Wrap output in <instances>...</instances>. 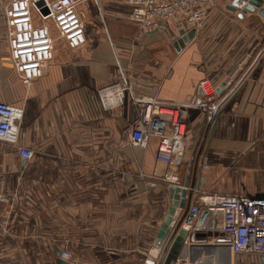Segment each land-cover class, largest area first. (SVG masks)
<instances>
[{
    "label": "crops",
    "instance_id": "crops-1",
    "mask_svg": "<svg viewBox=\"0 0 264 264\" xmlns=\"http://www.w3.org/2000/svg\"><path fill=\"white\" fill-rule=\"evenodd\" d=\"M97 1H113V11L125 13L121 0ZM231 1L217 0L180 51L164 32L138 35L130 22L97 17L89 2L86 43L74 50L59 43L36 82L0 93L23 105L17 143L33 150L25 160L0 142V193L11 199L9 223L0 224V264H62L61 248L71 251L70 264H143L141 250L152 246L170 198L167 187L147 188L138 177L162 167L156 139L145 148L130 145L139 102L128 94L119 107L100 100L99 90L117 81L138 98L187 104L197 101L201 80L216 88L254 49L232 85L209 97L207 111L187 108L182 172L184 178L194 152V187L264 196V18L239 15L227 8ZM2 8L0 0V66L8 60ZM5 208L0 202V219ZM230 255L231 264L239 257L261 264L256 255ZM190 256L194 264H215L226 251Z\"/></svg>",
    "mask_w": 264,
    "mask_h": 264
},
{
    "label": "built area",
    "instance_id": "built-area-1",
    "mask_svg": "<svg viewBox=\"0 0 264 264\" xmlns=\"http://www.w3.org/2000/svg\"><path fill=\"white\" fill-rule=\"evenodd\" d=\"M86 2L98 7L97 0H7L3 5L8 62L24 87L43 75L59 43L69 50L86 43L85 12L81 8ZM216 3L217 0H121L125 18L137 26L138 35L161 31L172 40L180 36V30L185 33L195 29L197 32ZM170 26L176 33L173 36L168 31ZM199 86L203 94L199 102L187 104L165 103L155 97H135L132 86L124 81L99 90L104 106L119 107L125 94L139 102L129 133L130 145L145 148L150 139H156L155 160L162 165L161 169L154 168L150 173H138L145 187L183 186L187 108L197 106L207 111L209 97L215 93V87L208 79L201 80ZM23 114L22 104L0 99V142L11 146L19 157L30 160L33 150L17 143ZM206 167L207 164L201 161V168ZM188 190L192 194L181 224L185 229L222 233L224 241L220 243L229 245L232 255L264 257V196L208 192L194 186ZM0 202L7 205L0 219V224L6 228L11 215V199L0 193ZM151 247L142 248L141 260L147 258ZM59 257L67 262L74 260L67 248L59 250ZM175 264L192 262L186 256L177 258Z\"/></svg>",
    "mask_w": 264,
    "mask_h": 264
},
{
    "label": "water",
    "instance_id": "water-1",
    "mask_svg": "<svg viewBox=\"0 0 264 264\" xmlns=\"http://www.w3.org/2000/svg\"><path fill=\"white\" fill-rule=\"evenodd\" d=\"M38 4H40V2ZM227 8L232 11H235L237 8H239V15H242L246 12H256L264 18V0H232ZM178 33L180 36L173 40V45L178 51H180L185 46V44L194 37L195 29H190L185 33L180 30ZM253 52L254 49L244 59V61L234 71V73L231 76H227L224 81L215 88L216 92L223 93L226 88H229L232 85L236 76H238L240 71L250 60ZM198 95L199 97L197 102H199L203 95L201 88L198 89ZM197 141L198 139H196L194 147H196ZM193 154L194 152H192L188 162V166L184 175L183 186H167L170 205L166 208L163 221L157 230L155 238L152 242V247L147 252V258L143 261V264H175L177 258L186 256H188L190 262H193V257L190 256V254L191 251H195L197 249H203L206 251H211L212 249L218 251L224 250L226 251V260L220 262L218 261L215 264H231L229 245L220 243L224 241L221 238L222 233L189 232L181 225L192 194V192L188 189L189 187L193 186L190 182V174L194 164ZM207 236L215 237L216 243L214 245L208 244L206 241ZM60 262L62 264H70L63 259ZM201 262L202 264H211L210 261L205 259H203ZM261 264H264V257H261Z\"/></svg>",
    "mask_w": 264,
    "mask_h": 264
},
{
    "label": "rangeland",
    "instance_id": "rangeland-1",
    "mask_svg": "<svg viewBox=\"0 0 264 264\" xmlns=\"http://www.w3.org/2000/svg\"><path fill=\"white\" fill-rule=\"evenodd\" d=\"M6 1L7 0H2V4L4 5ZM88 5H90L89 2L81 6L82 10H84L85 12L86 18H87L86 14L90 10ZM91 5H92V11L94 10V13L97 15V17L99 16L98 14H102L104 19L106 20L112 17V18L117 19L119 23H122V22L129 23L126 20L123 13L113 11L116 8V4L113 1L112 2L111 1L99 2V5L97 8L93 4ZM15 86L20 90L22 89V91H24L25 89V87L20 82H18V80L14 76V73L9 65L8 60H4L2 65L0 66V93L9 96L12 93V91L15 89ZM242 259L244 258L239 257V259L237 260V264H249Z\"/></svg>",
    "mask_w": 264,
    "mask_h": 264
}]
</instances>
